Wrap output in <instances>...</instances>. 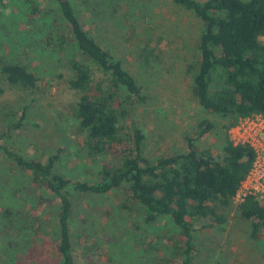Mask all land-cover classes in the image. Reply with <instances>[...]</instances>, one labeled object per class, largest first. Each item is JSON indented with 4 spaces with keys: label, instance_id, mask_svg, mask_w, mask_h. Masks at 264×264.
Segmentation results:
<instances>
[{
    "label": "trees",
    "instance_id": "1",
    "mask_svg": "<svg viewBox=\"0 0 264 264\" xmlns=\"http://www.w3.org/2000/svg\"><path fill=\"white\" fill-rule=\"evenodd\" d=\"M73 1L23 0L25 7H18L27 12L25 29L33 39L32 52L65 69L66 74L59 76L72 94L66 114L79 138V158L84 164L98 163L99 169L92 180H85L57 170L63 149L42 160L0 143V151L26 179L23 189L32 202L24 210L0 212V235L8 239L14 230L20 233L22 228L15 226L22 219L33 231L43 230L56 264H76L74 239L81 241L104 216L95 204L120 192L121 211L137 207L146 224L168 218L179 229L171 264H193L195 232L224 224L222 210L232 203L255 152L248 144H234L228 133L217 154L200 147L214 129L204 118L194 133L184 134V150L148 157L145 135L133 119L147 95L123 60L84 25ZM172 2L201 22L196 56L187 67L198 106L226 120L227 130L240 119L264 117V0ZM0 6H6L5 0ZM0 76L23 89L38 82L31 65L14 59L0 62ZM19 112L0 134V142L24 126L26 106ZM236 208L250 223V238L264 241V197L247 195ZM13 243L9 239L8 247Z\"/></svg>",
    "mask_w": 264,
    "mask_h": 264
},
{
    "label": "rangeland",
    "instance_id": "2",
    "mask_svg": "<svg viewBox=\"0 0 264 264\" xmlns=\"http://www.w3.org/2000/svg\"><path fill=\"white\" fill-rule=\"evenodd\" d=\"M5 2L6 6H0V62L14 59L31 65L38 82L34 88L23 89L0 76V134L13 117H19L20 107L26 106L24 126L0 143L42 160L63 149L57 170L92 180L99 164H84L79 158V138L66 114L72 94L59 76L66 74L65 69L32 52L33 39L25 29L27 12L18 7H25L23 0ZM73 2L84 25L123 60L147 95L133 119L145 135L148 157L184 150V134L194 133L204 118L214 129L199 142L200 147L217 154L225 133L238 139L236 129H225L226 120L203 111L191 95L187 67L195 59L201 31V22L191 12L172 0ZM25 184L26 179L0 151V212L32 205L27 188L23 189ZM99 201L95 205L102 208L104 216L81 241L74 239L76 264H171L175 254L172 243L180 239V232L168 218L146 224L139 208L121 211L120 192ZM237 203L233 199L222 210L224 224L195 232L193 264H264V241L250 238V223L238 213ZM84 206L91 209L88 203ZM17 225L22 228L20 233L14 230L8 239L0 235V264H56L52 243L45 239L43 230L33 231L22 219ZM9 239L15 242L12 247H8Z\"/></svg>",
    "mask_w": 264,
    "mask_h": 264
},
{
    "label": "built area",
    "instance_id": "3",
    "mask_svg": "<svg viewBox=\"0 0 264 264\" xmlns=\"http://www.w3.org/2000/svg\"><path fill=\"white\" fill-rule=\"evenodd\" d=\"M238 132L237 140L231 137L234 144H248L255 152V159L245 180L241 183L235 197L238 202L247 195L257 199L264 197V117L254 115L240 119L238 124L231 128Z\"/></svg>",
    "mask_w": 264,
    "mask_h": 264
}]
</instances>
